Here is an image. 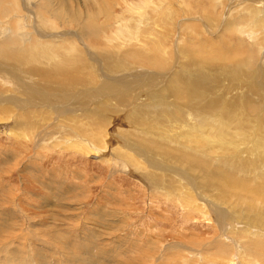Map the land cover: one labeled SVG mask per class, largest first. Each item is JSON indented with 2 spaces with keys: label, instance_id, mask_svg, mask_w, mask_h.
I'll return each mask as SVG.
<instances>
[{
  "label": "rangeland",
  "instance_id": "1",
  "mask_svg": "<svg viewBox=\"0 0 264 264\" xmlns=\"http://www.w3.org/2000/svg\"><path fill=\"white\" fill-rule=\"evenodd\" d=\"M0 49V264H264V0H0Z\"/></svg>",
  "mask_w": 264,
  "mask_h": 264
},
{
  "label": "bare ground",
  "instance_id": "2",
  "mask_svg": "<svg viewBox=\"0 0 264 264\" xmlns=\"http://www.w3.org/2000/svg\"><path fill=\"white\" fill-rule=\"evenodd\" d=\"M1 50V49H0ZM10 53V52H9ZM5 54V53H4ZM9 55H11V56H15V54L14 53H10ZM40 55H45V56H48V54H40ZM3 55H1V57H2ZM3 58H5V57H3ZM13 59V58H12ZM29 101V100H28ZM211 142L212 143H214V142H217L216 140H211ZM217 147H219V146H217Z\"/></svg>",
  "mask_w": 264,
  "mask_h": 264
}]
</instances>
